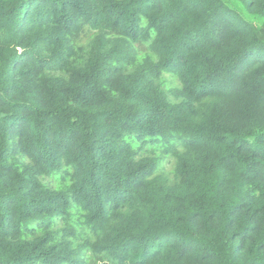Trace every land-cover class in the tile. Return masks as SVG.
I'll list each match as a JSON object with an SVG mask.
<instances>
[{
  "label": "trees",
  "instance_id": "1",
  "mask_svg": "<svg viewBox=\"0 0 264 264\" xmlns=\"http://www.w3.org/2000/svg\"><path fill=\"white\" fill-rule=\"evenodd\" d=\"M109 262L264 264V0H0V264Z\"/></svg>",
  "mask_w": 264,
  "mask_h": 264
},
{
  "label": "rangeland",
  "instance_id": "2",
  "mask_svg": "<svg viewBox=\"0 0 264 264\" xmlns=\"http://www.w3.org/2000/svg\"><path fill=\"white\" fill-rule=\"evenodd\" d=\"M173 81H175V80L172 79V78L169 79V83H170L171 85L175 86L176 84H175ZM171 167H172V166H171ZM171 167H169V168H171ZM109 264H115V263L109 262Z\"/></svg>",
  "mask_w": 264,
  "mask_h": 264
}]
</instances>
